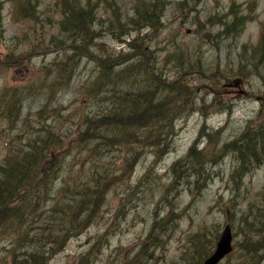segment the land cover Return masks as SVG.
<instances>
[{
	"label": "trees",
	"instance_id": "1",
	"mask_svg": "<svg viewBox=\"0 0 264 264\" xmlns=\"http://www.w3.org/2000/svg\"><path fill=\"white\" fill-rule=\"evenodd\" d=\"M29 1L27 12L38 0ZM60 2L63 13L59 26L70 39V42L66 39V61L62 58L56 69L44 73L38 82L30 79L0 91V120L4 119L10 127L9 134L14 133L7 145L8 152L0 161V241L11 237L13 240L11 257L5 264H50L73 237L84 233L103 215L111 188L124 176L128 179L125 196L131 200L133 191L140 189L146 180L144 176L135 185L130 182L145 149L152 146L154 158L164 154L172 144L173 121L184 113L186 106L194 107L197 89L186 84L184 77L204 74L200 60H192L176 48L172 62L174 77L170 78L159 67L155 52L149 51L148 32L141 33L147 26L154 31L162 29L158 7L163 3L144 6L143 12H136L127 23L120 16L119 22L110 23L114 38L125 44L115 52L97 42L101 33L97 27L100 19L96 16V2ZM24 6L18 5L16 18L27 19L22 17ZM236 19L231 24L225 23L220 34L235 37L240 29ZM135 31L136 36L128 40ZM261 44H264V32ZM60 47L56 50H63ZM128 47L130 50L126 52ZM15 54L16 49H9L7 60L17 66L19 55ZM85 58L96 63L95 73L85 85L86 102L94 105L107 102L103 111L83 110L78 117L79 129L72 137V129L63 132L62 127L48 123L56 112L52 99L43 103L34 119L30 113L26 114V99L44 97L50 86L66 85L67 89ZM38 84L42 92L35 95L33 90ZM225 111L231 115L232 105ZM222 130L223 127L208 132L204 148L199 149L197 141L185 160L180 159L169 167L173 172L164 193L166 213L152 223L145 238L135 243L136 254L124 253L119 264H149L151 260L158 261L164 253L168 237L184 212L168 199L173 190L185 187L193 203L213 178L212 168L229 154L236 163L232 177L240 184L247 174L259 169V159L264 156V116L259 124L249 123L241 134L220 144ZM166 133L170 136H164ZM150 141L155 144L147 146ZM115 152L121 159L119 163L108 161ZM239 193L234 196L238 197ZM248 211L247 223L258 236L247 240L252 252L251 264H259L260 260L254 259L261 256V250L264 253V192L260 205L250 202ZM206 238L203 231L194 235L189 264H202L210 254L213 243ZM90 247L89 254L96 248L95 244ZM88 258L89 255L80 264Z\"/></svg>",
	"mask_w": 264,
	"mask_h": 264
},
{
	"label": "rangeland",
	"instance_id": "2",
	"mask_svg": "<svg viewBox=\"0 0 264 264\" xmlns=\"http://www.w3.org/2000/svg\"><path fill=\"white\" fill-rule=\"evenodd\" d=\"M60 1L63 0H38L37 5L33 2L27 12L29 0H0V91L16 83L24 84L30 79L38 82L44 73L56 69L62 58L65 57L63 60L66 61V39L69 42L70 39L69 34L59 26L63 13ZM78 1L89 3V0ZM93 1L97 3L96 16L100 19L97 27L101 34L97 42L115 52L125 45L114 38L110 23L119 22V16L127 23L136 12H143L144 6L163 3L161 8L158 7V14L163 19L162 29L154 31L147 26L141 33L148 32L149 51L155 52L159 67L164 68L165 75L170 78L174 77L172 62L176 48L191 56L192 60H200L204 74L184 77L186 84L197 89L194 92V107L186 106L184 113L173 121L176 132L170 148L156 158L152 154H144L136 165L130 182L135 185L146 176L143 186L134 190L131 200H128L125 196L128 179L124 176L118 180L111 188L103 215L84 233L73 237L50 264H80L88 255V260L83 264H119L124 253L135 255V243L145 238L152 223L167 211L164 193L173 172L169 167L180 159L185 160L189 149L197 141L199 149L205 147V140L209 138H201L203 126L210 125L213 130L223 127L220 139V144H223L241 134L249 123L259 124L264 116V44H261L264 0ZM22 4H25L22 17L27 19L21 20L17 16L18 20V5ZM237 15L240 29L234 34L235 37L220 34L225 23L231 24ZM33 18H36V22ZM136 34V31L133 32L128 40ZM53 41L61 44L63 50H56L61 47ZM9 49H16L19 65L7 60ZM129 50V47L125 49L126 52ZM58 52L60 56L56 58ZM95 68V61L88 62L85 58L67 89L66 85L63 88L61 85L50 86L45 90L44 97L26 99V114L30 113L34 119L43 103L52 99L56 112L50 116L48 123L62 127L63 132L66 128L72 129V137L79 129L78 117L83 110L94 113L107 107L104 101L95 105L86 102L85 85L94 75ZM237 79L241 81L237 83ZM41 92L38 84L33 94L39 95ZM228 105H232L231 117L225 111ZM9 128L1 119L0 161L7 154L8 142L14 135L8 133ZM70 159L75 161L73 156ZM108 161L119 163L121 159L115 152L110 154ZM235 168L233 156H225L212 168L213 178L193 203L185 187L179 186L171 192L168 199L184 209L183 216L169 235L164 253L158 261L151 260L149 264H189L193 253L191 240L200 231L207 234V241L212 240L211 254L228 223L234 231L235 250L219 264L253 263L247 240L251 236H258L249 227L246 217L250 202L260 205L264 192V166L247 174L241 184L232 177ZM238 191L239 196L235 197ZM119 202L124 205L121 206ZM234 203L237 205L234 206ZM12 241V237L0 241V264H5L11 257ZM93 244L96 248L89 254ZM204 250H207V246ZM259 255L254 260L264 264L262 250ZM22 258L19 256V259Z\"/></svg>",
	"mask_w": 264,
	"mask_h": 264
},
{
	"label": "water",
	"instance_id": "3",
	"mask_svg": "<svg viewBox=\"0 0 264 264\" xmlns=\"http://www.w3.org/2000/svg\"><path fill=\"white\" fill-rule=\"evenodd\" d=\"M239 83V80H236ZM233 250V231L230 224L226 225L218 242L215 251L203 264H218L227 254Z\"/></svg>",
	"mask_w": 264,
	"mask_h": 264
},
{
	"label": "bare ground",
	"instance_id": "4",
	"mask_svg": "<svg viewBox=\"0 0 264 264\" xmlns=\"http://www.w3.org/2000/svg\"><path fill=\"white\" fill-rule=\"evenodd\" d=\"M232 113H233V111H232ZM232 113H231V115H228V113H226L228 116H232ZM174 125V131H173V133H172V135H174L175 134V132H176V130H175V124H173ZM210 131H213V127L212 126H210V125H204L203 126V128L201 129V132H200V136H201V138H203V137H206L207 136V133L208 132H210ZM164 136H170L168 133H166ZM156 139H158V138H156ZM155 144V142L154 141H150L148 144H147V146L148 145H154ZM154 148L152 147V146H150V147H147L146 149H145V155H147V154H154ZM260 162H259V166H258V168H261V167H263L264 166V156L263 157H261L260 159ZM262 162V163H261Z\"/></svg>",
	"mask_w": 264,
	"mask_h": 264
}]
</instances>
